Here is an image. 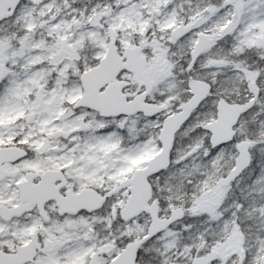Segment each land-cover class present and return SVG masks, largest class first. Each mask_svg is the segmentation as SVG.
<instances>
[{
	"label": "snow or ice",
	"instance_id": "6c2138e0",
	"mask_svg": "<svg viewBox=\"0 0 264 264\" xmlns=\"http://www.w3.org/2000/svg\"><path fill=\"white\" fill-rule=\"evenodd\" d=\"M0 264H264V0H0Z\"/></svg>",
	"mask_w": 264,
	"mask_h": 264
}]
</instances>
